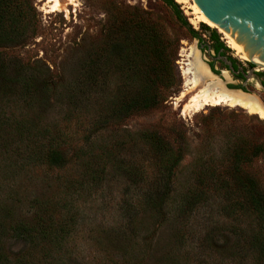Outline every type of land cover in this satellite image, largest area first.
I'll list each match as a JSON object with an SVG mask.
<instances>
[{
  "label": "trees",
  "instance_id": "trees-1",
  "mask_svg": "<svg viewBox=\"0 0 264 264\" xmlns=\"http://www.w3.org/2000/svg\"><path fill=\"white\" fill-rule=\"evenodd\" d=\"M160 1L192 37L204 42L175 0ZM115 7L117 15L108 20L107 33L83 60L72 83L60 90V97L66 100L67 119L75 117L76 124H85L91 133L113 123L124 125L135 116L161 108L178 86L172 44L162 22H153L145 11ZM39 28L30 0H0V49L27 43L38 35ZM201 30L211 42L205 47L225 56L227 48L216 31L205 25ZM229 60L234 70L237 61ZM37 70L22 64L9 66L0 59V129L8 130V137L11 133L15 136L10 143L0 138L1 163L10 179L33 162L49 169H63L68 163L59 141L61 129L37 125L30 116L46 96L36 86L53 87L47 78L41 82L36 78ZM111 84H115L113 93L108 89ZM84 113L89 116L79 117ZM213 113L200 116L196 133L169 116L162 121L163 127L124 129L113 142L81 154L80 171L64 188L73 191L66 196L24 201L16 195L8 198L9 206L0 203V264H49L66 258L64 242L76 212L75 198L95 192L110 177L131 182L136 189L134 208L127 207L128 226L138 224L139 213L149 217L153 226L173 221L176 242L191 238L197 254L217 252L205 239L207 235L194 238L195 231L187 221L196 207L218 200L223 214L235 222L231 234L237 242L231 252L222 254L228 258L226 264H264V122L251 117L241 127L235 121L228 123L224 143L229 145L217 148L219 124L214 121L221 111H216V116ZM189 155L193 156L189 178L177 195L174 185ZM172 197L179 199L174 202ZM7 241H19L25 247L12 255Z\"/></svg>",
  "mask_w": 264,
  "mask_h": 264
},
{
  "label": "rangeland",
  "instance_id": "rangeland-1",
  "mask_svg": "<svg viewBox=\"0 0 264 264\" xmlns=\"http://www.w3.org/2000/svg\"><path fill=\"white\" fill-rule=\"evenodd\" d=\"M53 1L30 0L39 21L38 35L25 44L16 43L1 48L0 59L9 66L22 64L29 69H40L37 70L36 78H39L41 82V79L45 77L50 81L49 84H52V88L45 85L36 86L39 91L46 92V96L38 101V107L30 112V116L37 125L52 129L57 126L61 129L59 141L67 154L68 163L63 169H49L42 167L39 162H33L26 168H21L19 176L10 179L8 173L4 172L0 155L1 207L9 206L8 198L14 199L16 195L24 201L33 198L55 200L66 196L69 191H73L64 188L69 181L75 179L76 173H79L78 158L82 156L81 154H88L89 149L93 147L96 149L95 146L103 145L105 142H113L112 139L121 135L124 129L135 131L152 126L163 127L162 121L169 116L175 117L196 133V127H200L202 114L209 115L214 112L213 115L216 116V111L220 110L218 120L214 121V124H219L218 141L215 146L225 148L229 145L224 143L225 125L235 121V125L241 127L248 124L251 117L264 122L258 114L251 113L241 106H204L197 112H186L187 102L199 92L206 89L209 91L212 89L210 92L220 91L214 85V82L218 83L219 80L224 85H242L247 93L261 102L263 107L264 92L258 87V79L250 72L246 81L236 80L221 63L213 60L212 49L206 50L205 45L200 49V40L192 37L160 0H58L56 9L53 8ZM175 2L179 4L190 27L202 38L203 44L210 45L211 42L202 32L201 25L216 31L219 40L227 48L225 58L231 57L239 66L247 69V62L238 58V52L229 46L223 34L204 23L192 22L196 16L193 13L191 0L185 2L175 0ZM115 4L131 7L138 12L145 11L150 14L153 22H162L164 32L172 44L170 54L175 64L174 74L178 86L175 89L176 93L169 97L161 108L135 116L124 125L113 123L97 133H91L86 131L85 124L81 127L80 124L77 125L75 117L67 119L66 100L60 97L62 95L60 90L72 83L83 60L89 55L91 49L99 44L101 36L107 33L108 20L112 15H117ZM197 55L198 58L201 56L199 59L202 68L205 69L198 72L207 79H202L196 69H193L195 67L193 61ZM209 63H213L217 72H212L214 76L208 70ZM259 69L264 72V68L259 67ZM225 74L229 80H226ZM193 76L197 80L196 88V85L191 84L194 80ZM114 85L111 84L108 88L111 93H113ZM6 110L8 113V104ZM84 114L79 117L89 116L87 113ZM261 128L263 129V126ZM8 133L5 128L0 129V138L3 142L10 143L15 140V136L11 133L8 137ZM192 157L189 155L180 168L174 185V193L177 195L183 191L187 182L186 178H189L188 170ZM4 163L7 164V162ZM62 178H65L64 182ZM135 196L136 189L131 182L120 177H116V180L110 177L107 180L104 179L95 192L75 198L76 212L71 218L70 234L64 242L67 257L62 256V259L60 257L57 261L53 259L49 261V264L227 263L228 258L222 257V254L231 252L237 242L234 234H231L235 228V222L223 214L218 200H210L196 207L187 221L191 224V230L195 231L194 238L197 234L207 235L205 239L211 241L213 249L217 250V252L197 254L198 251L194 249L195 244L190 241L191 238L184 241L180 239L182 243L176 242V225L173 221L161 226H153L149 217H143L139 213L136 218L138 224L133 227L128 226V223H125L127 210L128 208L133 210L135 199L138 198ZM172 198H175L174 202L179 199ZM134 211L137 212L139 209ZM129 228H132V231ZM24 247V244L19 241H7V248L12 255L20 253Z\"/></svg>",
  "mask_w": 264,
  "mask_h": 264
},
{
  "label": "water",
  "instance_id": "water-1",
  "mask_svg": "<svg viewBox=\"0 0 264 264\" xmlns=\"http://www.w3.org/2000/svg\"><path fill=\"white\" fill-rule=\"evenodd\" d=\"M200 12L212 22L257 69L264 68V0H191ZM208 70L210 73L209 66ZM213 74V73H212ZM214 75V74H213ZM227 91L250 95L242 89ZM264 91V87L258 83ZM259 102V100L254 96ZM260 105L261 102H259Z\"/></svg>",
  "mask_w": 264,
  "mask_h": 264
},
{
  "label": "bare ground",
  "instance_id": "bare-ground-1",
  "mask_svg": "<svg viewBox=\"0 0 264 264\" xmlns=\"http://www.w3.org/2000/svg\"><path fill=\"white\" fill-rule=\"evenodd\" d=\"M182 1L185 2L186 0H182ZM53 3H54L53 8L56 9L58 7V0H54ZM192 7H193V13L196 16L195 19L192 21L194 24L204 23L213 29H217L221 34H223L212 22H210L200 12L198 7L194 3L192 5ZM223 36L227 40V43L229 44V46L238 52V54H237L238 58L241 60H247V58L244 57V55L234 46V44L224 34H223ZM199 58H201V56ZM199 58L197 55L195 57V61H193V63H194L193 65L195 66L193 69H196V72L198 74H199V72H198L199 70L205 71V69L202 68L203 66H202ZM189 65H191V64H189ZM190 70H188V71L190 72ZM190 73H192V72H190ZM186 74H187V72H186ZM199 76L202 79H207L205 76H202L200 74H199ZM208 76L210 77L211 75H208ZM224 76H225L226 80H229L227 78L226 74ZM214 83H215L214 85H216L220 89V91L210 92L212 89L210 91L206 89V90L202 91L201 93L199 92L198 94L193 96L189 102H187L186 112H192V111L197 112V111L201 110V108L204 106H219V105L241 106L242 108L244 107V109L245 108L248 109L251 113L258 114L261 118L264 119V107L262 105H260V103L254 98L253 95H243L239 92L227 91L224 88V83L221 80H219L218 83L217 82H214ZM191 84L193 86H195L197 84V80L195 79V77H194L193 82H191ZM196 87H197V85L195 86V88ZM207 87H208V85H207Z\"/></svg>",
  "mask_w": 264,
  "mask_h": 264
},
{
  "label": "flooded vegetation",
  "instance_id": "flooded-vegetation-1",
  "mask_svg": "<svg viewBox=\"0 0 264 264\" xmlns=\"http://www.w3.org/2000/svg\"><path fill=\"white\" fill-rule=\"evenodd\" d=\"M203 45H204L203 43H200L199 48L202 49ZM205 49L206 50H211V48H207V47H205ZM212 51H213V55H212L213 56V60H215L216 62L221 63L225 67V69H227V71L236 80H239L241 82L246 81L247 80L248 72H250L252 75H254L258 79L259 83L264 87V72L259 71L260 69H256V67L250 65L249 63H246L247 69H245L244 67L239 66V64H236V65H234V70H233L232 69L233 65H231V62L229 60L230 57H226L225 58L224 56H221V55L216 54L214 50H212ZM208 66H209L210 70L213 73H217L216 70L213 67V63H209ZM232 86L233 85H230V84L227 85V87H229V88H231ZM240 87H239V89H242L243 88L245 90V88L242 85H240Z\"/></svg>",
  "mask_w": 264,
  "mask_h": 264
}]
</instances>
